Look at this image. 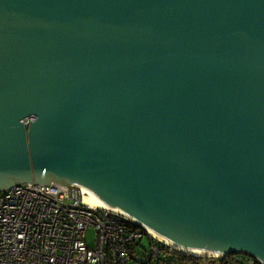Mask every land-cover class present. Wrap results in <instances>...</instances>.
Here are the masks:
<instances>
[{
    "label": "water",
    "instance_id": "water-1",
    "mask_svg": "<svg viewBox=\"0 0 264 264\" xmlns=\"http://www.w3.org/2000/svg\"><path fill=\"white\" fill-rule=\"evenodd\" d=\"M21 181L264 262V0H0V190Z\"/></svg>",
    "mask_w": 264,
    "mask_h": 264
},
{
    "label": "built area",
    "instance_id": "built-area-1",
    "mask_svg": "<svg viewBox=\"0 0 264 264\" xmlns=\"http://www.w3.org/2000/svg\"><path fill=\"white\" fill-rule=\"evenodd\" d=\"M139 226L132 216L85 202L81 192L80 199L69 196L68 186L61 183L15 182L0 190V264H127L132 259L138 264H179L166 260L168 245ZM194 264L264 262L231 251L202 256Z\"/></svg>",
    "mask_w": 264,
    "mask_h": 264
},
{
    "label": "bare ground",
    "instance_id": "bare-ground-1",
    "mask_svg": "<svg viewBox=\"0 0 264 264\" xmlns=\"http://www.w3.org/2000/svg\"><path fill=\"white\" fill-rule=\"evenodd\" d=\"M79 185V184H78ZM80 187V192H81V196H82V190H81V185H79ZM83 198V196H82ZM85 201V200H84ZM87 202V201H85ZM89 203V202H87ZM89 204H92V203H89ZM94 205V204H92ZM99 207H107V208H111L115 211H119L120 213L122 214H126V215H129L128 213L124 212L123 210L121 209H118V206H106V203L104 202V204L101 206V205H97ZM130 216V215H129ZM136 222L142 224L144 226V228L146 229V231L154 238H156L157 240L161 241L162 243L168 245L169 247L171 248H174V249H179V250H182V251H185V252H188L192 255H195V256H199V257H202V256H216V255H219L220 253H215V252H200V251H197V250H194V249H190L188 247H185V246H182L180 244H177L175 243L174 241H171L165 237H162L160 236L158 233H156L153 229H151L150 227H148L147 225L143 224L141 221L133 218Z\"/></svg>",
    "mask_w": 264,
    "mask_h": 264
},
{
    "label": "trees",
    "instance_id": "trees-1",
    "mask_svg": "<svg viewBox=\"0 0 264 264\" xmlns=\"http://www.w3.org/2000/svg\"><path fill=\"white\" fill-rule=\"evenodd\" d=\"M139 228L144 230L142 226H139ZM164 251L166 253L167 261L172 260L173 262H176V263L178 262L179 264H184L188 262L194 264L195 262L200 260L199 256L192 255L188 252H185L179 249H174L171 247L170 249H167L166 247H164Z\"/></svg>",
    "mask_w": 264,
    "mask_h": 264
},
{
    "label": "rangeland",
    "instance_id": "rangeland-1",
    "mask_svg": "<svg viewBox=\"0 0 264 264\" xmlns=\"http://www.w3.org/2000/svg\"><path fill=\"white\" fill-rule=\"evenodd\" d=\"M92 237H93V229L92 228H89L88 231H87V241L90 243L92 241ZM143 244L146 246V248L148 249L149 248V243H148V237L147 236H144L143 237ZM140 252L142 253L143 250L140 249ZM127 264H138L136 262V260H130Z\"/></svg>",
    "mask_w": 264,
    "mask_h": 264
}]
</instances>
